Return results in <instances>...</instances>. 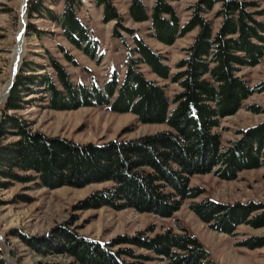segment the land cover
Returning a JSON list of instances; mask_svg holds the SVG:
<instances>
[{"label":"trees","instance_id":"1","mask_svg":"<svg viewBox=\"0 0 264 264\" xmlns=\"http://www.w3.org/2000/svg\"><path fill=\"white\" fill-rule=\"evenodd\" d=\"M45 1L30 0L29 15L47 16L75 48L101 61L104 54L99 52V40L79 16L83 0H64L61 13ZM177 1L155 0L149 8L146 0H131L128 8L131 20L150 22V36L166 44L198 29L186 49V57L177 65L179 71L173 75L166 57L154 50L135 28L124 24L114 0L95 3L103 8L104 22L117 21L113 35L128 47L122 78L114 70L103 86L76 83L51 54L48 58L54 74L38 73L44 70L40 63H26L16 77L0 118V188H8L16 181L39 180L41 186L51 189L112 182L81 200L76 208H132L171 217L185 200L203 193L191 186L192 176L214 173L223 179H234L239 171L264 167V122L239 130V137L227 147L215 131L221 120L239 111L253 93L264 91V82L251 88L239 75L241 67L255 66L264 56V8L244 0H199L191 7L188 22L182 24L174 5ZM216 4H221L216 17L222 19L217 31L208 17ZM30 28L40 33L34 26ZM126 34L132 37L133 45L128 44ZM65 57L77 64L72 54L66 52ZM143 65L159 78L178 83L181 91L171 99L164 85L147 77ZM34 93L41 94L40 99L47 102L48 108L101 106L120 113L132 112L143 123L167 124L169 128L135 139L104 143L82 144L48 136L33 132L25 120L9 113L25 108L30 103L26 97ZM252 108L260 112L259 108ZM12 135L17 139L4 144L3 140ZM189 207L212 228L228 234H234L241 224L264 226V208L257 203L231 205L204 199ZM21 238L42 256L69 258L67 262L46 264H144L150 259L131 247L117 248L122 244L152 250L170 264H218L198 236L185 227L181 232L169 228L153 237L138 234L112 241L83 236L66 226L43 240ZM243 245L264 246V236H252ZM0 264H10L1 246Z\"/></svg>","mask_w":264,"mask_h":264},{"label":"rangeland","instance_id":"2","mask_svg":"<svg viewBox=\"0 0 264 264\" xmlns=\"http://www.w3.org/2000/svg\"><path fill=\"white\" fill-rule=\"evenodd\" d=\"M30 0H0V118L4 103L9 96L6 92L10 81L16 80L22 68L29 62L44 65V70L54 74L49 63V54L58 59L69 71L76 83L103 86L114 70L121 76L126 71L128 47L121 38L113 35L117 21L104 22L103 8L95 0H83L79 11L80 18L89 26L93 36L99 40L101 61L92 59L75 48L64 36L63 30L47 16H31L27 12ZM131 0H114L127 27L135 28L138 34L166 57V64L171 75L179 71L178 63L187 55L186 49L193 43L198 33L195 29L179 37L172 44H166L150 36V22L137 23L131 20L128 12ZM155 0H146L149 8ZM199 0H179L174 5L181 17L182 24L190 19L192 9ZM255 2L264 8V0H244ZM45 4L61 13L64 0H46ZM221 4H216L208 14L215 26L220 27L221 18L216 17ZM22 22H25L23 54L18 67L15 65L14 51ZM40 31L35 32L33 28ZM129 45L132 37L126 34ZM64 49V50H63ZM72 54L77 64L67 61L65 53ZM142 70L148 78L156 79L164 85L171 99L181 91L178 83L171 79H162L154 74L150 67L143 65ZM243 76L251 88L264 82V56L255 66L241 67ZM14 76V77H13ZM12 82L10 86L12 85ZM15 83V82H14ZM41 94L26 97L30 103L20 110L9 113L22 118L33 132H41L52 137H61L85 143H104L114 139L130 140L168 129L167 124H147L139 120L132 112L120 113L101 106H82L77 109H53L40 99ZM174 107L172 104L171 108ZM252 107L260 109L255 112ZM264 122V91L255 92L247 98L242 107L233 115L221 120L215 129L222 137L224 147L239 137L238 131ZM16 136L3 140L7 144L16 140ZM1 144V142H0ZM112 182L92 183L85 187L62 186L51 189L41 186L39 180L29 183L13 182L8 188H0V246L4 258L10 264H46L67 262L65 255L42 256L28 246L21 236L45 239L59 228L73 229L80 235L102 241H112L121 236L144 234L153 237L169 228L181 232V228L198 236L203 245L211 252V257L218 264H264V246L250 248L243 245L252 236H264V226L253 227L241 224L234 234H228L212 228L202 221L191 209L192 202L214 199L226 204L257 203L264 208V167L239 171L234 179H223L214 173L197 174L191 177V186L203 190L194 199L184 201L181 208L171 217L139 212L128 208L115 210L104 206L98 209L81 210L76 206L81 200L98 189L109 187ZM258 213V212H255ZM119 247H131L138 254L150 259L144 264H170L166 258L147 248L133 244Z\"/></svg>","mask_w":264,"mask_h":264},{"label":"bare ground","instance_id":"3","mask_svg":"<svg viewBox=\"0 0 264 264\" xmlns=\"http://www.w3.org/2000/svg\"><path fill=\"white\" fill-rule=\"evenodd\" d=\"M24 30H25V22H22L19 36H18V44L17 47L14 51V60H15V65L18 67L19 61L21 59V56L23 54V45H24ZM14 77V76H13ZM12 81L7 86L6 92L9 90L10 84Z\"/></svg>","mask_w":264,"mask_h":264},{"label":"water","instance_id":"4","mask_svg":"<svg viewBox=\"0 0 264 264\" xmlns=\"http://www.w3.org/2000/svg\"><path fill=\"white\" fill-rule=\"evenodd\" d=\"M14 82H15V77H14V80H13V82H12V85H11V87L14 85ZM11 89V88H10Z\"/></svg>","mask_w":264,"mask_h":264}]
</instances>
